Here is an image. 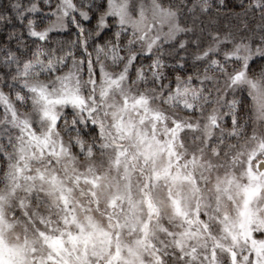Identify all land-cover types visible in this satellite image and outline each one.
Wrapping results in <instances>:
<instances>
[{"label":"snow or ice","instance_id":"1","mask_svg":"<svg viewBox=\"0 0 264 264\" xmlns=\"http://www.w3.org/2000/svg\"><path fill=\"white\" fill-rule=\"evenodd\" d=\"M0 264H264V0H0Z\"/></svg>","mask_w":264,"mask_h":264}]
</instances>
